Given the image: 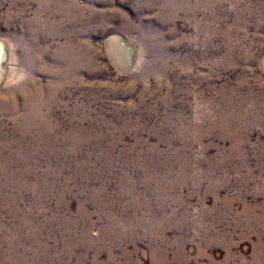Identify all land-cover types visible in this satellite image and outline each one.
Returning a JSON list of instances; mask_svg holds the SVG:
<instances>
[{
    "label": "rangeland",
    "instance_id": "obj_1",
    "mask_svg": "<svg viewBox=\"0 0 264 264\" xmlns=\"http://www.w3.org/2000/svg\"><path fill=\"white\" fill-rule=\"evenodd\" d=\"M0 38V264H264V0H0Z\"/></svg>",
    "mask_w": 264,
    "mask_h": 264
},
{
    "label": "bare ground",
    "instance_id": "obj_2",
    "mask_svg": "<svg viewBox=\"0 0 264 264\" xmlns=\"http://www.w3.org/2000/svg\"><path fill=\"white\" fill-rule=\"evenodd\" d=\"M106 46L110 57H113L112 59L121 69H129L133 66L136 61L133 58L136 46L132 42L126 40L122 35L113 34L108 38ZM14 47L7 40L0 38V84L10 83L20 78L25 72ZM262 65L264 68V60Z\"/></svg>",
    "mask_w": 264,
    "mask_h": 264
}]
</instances>
